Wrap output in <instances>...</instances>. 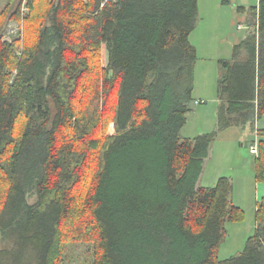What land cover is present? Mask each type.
I'll use <instances>...</instances> for the list:
<instances>
[{"label":"trees","instance_id":"16d2710c","mask_svg":"<svg viewBox=\"0 0 264 264\" xmlns=\"http://www.w3.org/2000/svg\"><path fill=\"white\" fill-rule=\"evenodd\" d=\"M199 1L31 0L21 57L2 36L21 3L0 12V264H63L78 199L95 264H264V199L244 250L220 260L244 211L230 178L199 186L218 134L264 117V0L238 8L248 28L219 61L217 130L189 139Z\"/></svg>","mask_w":264,"mask_h":264},{"label":"rangeland","instance_id":"374dc122","mask_svg":"<svg viewBox=\"0 0 264 264\" xmlns=\"http://www.w3.org/2000/svg\"><path fill=\"white\" fill-rule=\"evenodd\" d=\"M30 1L0 0V12L6 9L10 15L18 3H21L20 19L8 20L2 29V36L5 40L19 43L17 50L19 57L23 54L26 20L32 12ZM228 2L227 22L215 28L214 24L210 25L209 20L203 19L201 13L199 24L190 38L191 43L199 52L195 67L193 111L187 115V123L181 132L185 138L194 139L198 135L217 130L219 64L216 66L214 60H206L202 46L204 42L207 44L210 42L208 40L210 32L217 29L216 36L212 32V36H215L212 42H215L219 50L225 54V59H230L233 46L239 44L247 32V23L242 20L247 12H241L238 8L245 7L248 10L254 5V0H249L247 5L240 4L236 0H228ZM39 5L41 4L36 1L35 6ZM15 74L16 71H13V76ZM201 100L204 104L203 102L198 105L195 103ZM260 129H264V117L257 121L254 130L250 125L237 130L238 135L232 140L224 138L226 136L220 132L211 146L210 156L205 161L199 180L200 187H213L221 177L230 178L233 185L232 202L244 211V219L241 222L226 224L225 237L218 250L220 260L238 256L244 250L248 238L255 234L256 208L264 199L261 194L264 193V183L256 178L258 156L251 153L250 147L255 144L256 131ZM258 194L261 196L260 199L257 198ZM79 200L75 206L77 213L73 212L75 216L66 225L68 238L63 245V264H95L98 257L96 238L85 232L86 215L79 214L82 211V201ZM79 215H81L80 218ZM6 243L7 241H1L2 246Z\"/></svg>","mask_w":264,"mask_h":264},{"label":"crops","instance_id":"0c3cea01","mask_svg":"<svg viewBox=\"0 0 264 264\" xmlns=\"http://www.w3.org/2000/svg\"><path fill=\"white\" fill-rule=\"evenodd\" d=\"M236 1H238V3L243 4V5H247V3L249 2V0H236ZM259 2H260V0H254L253 7L254 6H258ZM228 3H229L228 0H203V1L200 0L199 1L200 17H201V13H202L203 19L204 20H206V19L209 20L210 25L214 24V27L217 28L218 26H220V24H223L224 22H227V19H226V17H227V15H226L227 14L226 7H227ZM202 4H203V8H202ZM247 19H248V13H245V15L243 16L242 20L245 23H247ZM230 21H232V20H230ZM208 26H209V24H208ZM216 30L217 29H213L210 32L209 38H208V40L210 42L208 44L206 42L203 43L202 52H203V55H205V57H207L206 60H214L216 66H217V64H219V61L221 59H225L224 58L225 54H223V52L219 50V47L217 45H215V42H212L213 41V37L216 36ZM212 32H214L215 36H212ZM198 52H199V50H198ZM232 52H233V48H232ZM225 53H226V51H225ZM219 71H220V66H219ZM219 76H220V73H219ZM218 77H217V79H218ZM202 102H203V100L196 101L195 103L198 105V104H200ZM203 104H204V102H203ZM218 104L220 105V100L219 99H218ZM192 111H193V106L191 105V111L189 113H191ZM239 129H243V128H241V127L229 128L227 130L222 131V135L226 136L224 138L232 140L236 135H238V133H236V132H238L237 130H239ZM204 134H206V133H204ZM259 188H260V186H259ZM261 194H262V197L264 198V193H261ZM257 196H258L257 197L258 199L261 198L260 194H258Z\"/></svg>","mask_w":264,"mask_h":264},{"label":"built area","instance_id":"2783aa9c","mask_svg":"<svg viewBox=\"0 0 264 264\" xmlns=\"http://www.w3.org/2000/svg\"><path fill=\"white\" fill-rule=\"evenodd\" d=\"M258 136L256 135V141H255V144L254 145H251L250 147V150H251V153L258 156L259 155V149H258Z\"/></svg>","mask_w":264,"mask_h":264}]
</instances>
